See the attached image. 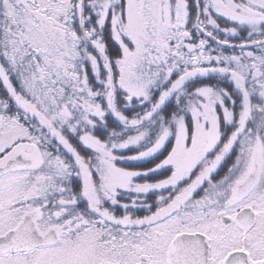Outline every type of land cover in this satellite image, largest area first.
Listing matches in <instances>:
<instances>
[{
  "label": "snow or ice",
  "instance_id": "snow-or-ice-1",
  "mask_svg": "<svg viewBox=\"0 0 264 264\" xmlns=\"http://www.w3.org/2000/svg\"><path fill=\"white\" fill-rule=\"evenodd\" d=\"M0 264H264V0H0Z\"/></svg>",
  "mask_w": 264,
  "mask_h": 264
}]
</instances>
